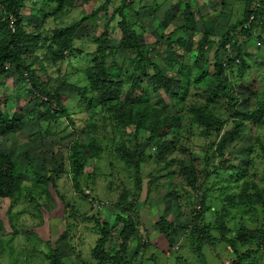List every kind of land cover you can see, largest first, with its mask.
I'll use <instances>...</instances> for the list:
<instances>
[{"label":"rangeland","instance_id":"374dc122","mask_svg":"<svg viewBox=\"0 0 264 264\" xmlns=\"http://www.w3.org/2000/svg\"><path fill=\"white\" fill-rule=\"evenodd\" d=\"M102 1H23L28 33L50 35L82 25L77 51L56 68L42 57L29 59L39 84L50 91L60 87L58 103L34 100L28 79L13 67L0 76V109L16 120L9 133L0 134V150L13 158L18 175L15 198L0 199V264H52L54 250L66 264H99L92 254L103 234L109 238L98 250L113 255L130 216L136 233L126 249L127 264H142L138 256L147 257L149 249L155 264H264V44L260 30L249 38L243 33L244 1L155 0L163 4L154 11L153 0H142L129 18L118 7L131 1L114 0L95 18H85ZM129 21L138 45L148 47L168 76L167 93L145 70L135 73L136 51L124 49L120 31ZM104 33L113 81L107 92L93 88L80 66ZM227 33H234L235 43L226 48L231 58L239 53L241 62L225 72L231 83H223L224 93L213 65L216 53L225 62L217 51ZM204 39L201 75L188 65ZM173 53L181 59H169ZM141 77L146 80L130 94L133 79ZM47 109L56 117L46 116ZM198 109L206 111L211 127ZM122 113L126 126L117 116ZM225 133L234 137L222 144ZM126 205L133 207L130 216L123 212ZM198 208L203 216L196 222ZM161 219L171 225L170 237L159 232ZM218 245L230 252L228 258Z\"/></svg>","mask_w":264,"mask_h":264},{"label":"trees","instance_id":"16d2710c","mask_svg":"<svg viewBox=\"0 0 264 264\" xmlns=\"http://www.w3.org/2000/svg\"><path fill=\"white\" fill-rule=\"evenodd\" d=\"M24 0H0L2 6H3V12L0 13V76L7 74L9 67H13L16 71L15 73L19 75V77H25V79H28V85L31 89V94L33 95V99L37 100L40 98L46 99L45 102H43L44 105H48L49 101L52 102H59L58 94L60 87L56 88L55 90H48L47 86L44 85V87L41 85L42 82L39 84L40 77L39 75H36V69L33 68V61L29 62V59H35L37 61H40V59H44L46 63H48L50 66H53L56 64V62L60 61L62 62L66 57H71L77 49H74V41L75 37L77 36L78 30L81 27L82 21H79L77 23H74L71 26L65 27V28H58L53 29L51 31L50 35L44 34L42 32L40 33H28L25 30V22L26 18L22 15L20 9L22 8ZM55 3L64 2L65 0H51ZM114 0H104L102 1L101 5H98L97 8L92 12L89 16H86L85 18H95L97 13L103 12L106 10L108 6H111ZM126 0H123V3ZM131 3L128 4H122L118 8L124 11H126L124 14L130 18V11L134 10L133 4H137L142 0H130ZM244 1V12H245V29L243 30V33L248 36H253V33L255 32L254 29L260 30L258 34L262 32L260 37V42H263L264 40V0H260L259 4L260 6L255 9L254 3L257 0H243ZM165 2V1H164ZM163 3H157L155 0H153V4L151 5L152 8L157 10ZM146 8H149L150 5L144 6ZM121 13V12H118ZM129 13V15H128ZM133 14V13H132ZM8 16H12L15 19L14 24V30H11L8 28ZM253 17L254 20L248 25L249 18ZM123 20V19H122ZM84 21V20H83ZM259 22L261 25H259L257 22ZM133 23H130V21L127 23V25L123 24V27L120 29L121 31V39L122 44L124 45L125 50L134 49L136 51V56L134 58V70L136 69L135 73H139L140 71L145 70L147 79L154 82L156 87L164 89L167 93V91L170 88V82H167L168 76L158 67L157 64L153 62L151 59V54L148 53V47L140 46L137 43V37L138 33L136 30L132 27ZM120 26H122L120 24ZM233 32V30L231 31ZM235 33V31H234ZM234 33H227L226 37H224L223 41L221 42V46L217 52H222L225 56V62H221L218 60L217 53L215 54L214 59V74H215V82L218 83V87L220 90H222L224 93H226L227 89L224 85L227 86L226 81L231 83L229 80V75H226V71L229 68L235 67L236 63H238L241 59V55L236 54L234 55L235 58H231V53L229 50L226 49V46L229 45V47H234ZM106 33L102 34L96 41L95 45L97 44L95 51L85 54V61L80 62L84 65L83 70L86 73L90 84L93 88L97 89V85H100L101 89L103 91L107 92L108 88L112 86L113 81L108 76V67L105 64V59L109 57V53L107 49H104L102 47V44L104 43L106 39ZM208 40V39H207ZM207 41L202 40L198 43L197 46V55L194 62H190L188 67L196 68L199 72L202 73V68L204 69L205 64V54H204V47ZM74 51V52H73ZM42 57V58H41ZM169 59H173L174 61L180 60L181 56L177 53L171 54ZM70 59V58H69ZM204 61V64H203ZM41 62V61H40ZM241 62V61H240ZM91 64V65H89ZM46 66V65H45ZM44 66V67H45ZM187 68H180L182 69V72H186L188 70ZM56 68V65H55ZM82 70V71H83ZM46 72V69H43V72ZM58 71V70H57ZM45 75L49 78H51V75L46 72ZM143 79L146 80L145 77L141 78H134L133 82L130 84V90L129 93L131 94L133 89L137 88V84L142 83ZM84 90V89H82ZM81 90V91H82ZM77 91L81 92L78 88ZM82 94V93H81ZM84 96V93L82 94ZM62 108V107H61ZM233 108V107H232ZM64 111V109H62ZM114 112L116 113V109H114ZM119 112V110H118ZM65 113V111L63 112ZM197 116L205 122L207 128L211 127V123L208 121L209 118L206 116V111H203L201 109H198L196 111ZM66 114V113H65ZM117 114V113H116ZM45 115L48 117L55 116L56 113L53 111H49L48 109L45 111ZM58 115V114H57ZM67 115V114H66ZM119 118L120 123L123 126H126V124L129 123L127 114L123 115H117ZM138 117L137 115H135ZM56 117V116H55ZM16 122L15 119L10 120L4 113H2L0 109V134L9 133L12 124ZM213 126V125H212ZM139 127V126H138ZM155 134V131L152 129L150 132V136L152 137ZM3 136V135H0ZM234 135H227L225 133L223 137L221 138L220 143H225L227 140L233 138ZM93 149V146H88L87 149ZM16 166L13 158L7 154H4L0 150V199H7V200H13L15 198L16 191L18 189L17 187V178L18 175L15 173ZM52 182V181H51ZM32 202L33 199L31 200ZM126 209H123L124 213H127L132 211L133 207L126 205ZM128 208V209H127ZM130 208V209H129ZM194 212L199 213L200 208L198 210L193 209ZM129 216L130 213H127ZM202 213L200 212L197 216V221L202 219ZM131 216L128 220L123 222L122 230L119 232L118 237L121 240V244H119L118 251H115V255H108L102 250H98L99 247H103L104 243L107 242L109 238V234L105 233L103 234L102 240L98 242L97 247L93 250V258L96 259V261L99 264H127L125 261V253L128 246V243L130 241V238L134 236L136 233V226H132ZM195 225V222L193 223ZM106 225H104L105 227ZM159 232L163 234L166 237H170L171 230L170 224L165 221L164 219L159 220V222L156 224ZM203 227H200L198 230L202 229ZM186 230V236L190 233V235L193 236V232L189 230L188 228H184ZM102 231V230H101ZM202 236L204 235L203 232L200 233ZM199 235V233H198ZM202 237H199V240ZM261 244L262 249H264V233L261 236ZM206 241H201V247L205 246ZM198 248L197 250H202ZM52 264H65L62 261V257L54 250L50 253ZM80 260V258H78ZM237 262V261H236ZM236 264H240L239 261Z\"/></svg>","mask_w":264,"mask_h":264},{"label":"crops","instance_id":"0c3cea01","mask_svg":"<svg viewBox=\"0 0 264 264\" xmlns=\"http://www.w3.org/2000/svg\"><path fill=\"white\" fill-rule=\"evenodd\" d=\"M219 247H222L221 245H218V247H217V249L216 250H218V248ZM39 250V252L41 253L42 251L40 250V249H38ZM148 251V250H147ZM219 251H222V256L224 257V258H228L229 256H230V252L229 251H227L226 250V247H222V248H219ZM149 254H148V256L146 257V254L143 256L142 254H140L138 257H139V259L142 261L141 263L142 264H145V263H147V262H151V263H153V264H155V257L153 256V254H151V252L152 251H150V249H149ZM218 252H214L213 253V255L214 254H217ZM179 261V263L180 264H183L182 263V260L180 261V260H178ZM216 261L218 262V259H217V257H216ZM64 262V261H63ZM7 264H9V263H7ZM66 264V263H65ZM174 264H177V262L176 263H174Z\"/></svg>","mask_w":264,"mask_h":264},{"label":"built area","instance_id":"2783aa9c","mask_svg":"<svg viewBox=\"0 0 264 264\" xmlns=\"http://www.w3.org/2000/svg\"><path fill=\"white\" fill-rule=\"evenodd\" d=\"M259 2H260V0H257L255 3H254V6L253 7H255V9L256 8H258L259 6H260V4H259ZM254 20V18L253 17H250L249 18V21H248V25H250V23L252 22ZM257 22V21H256ZM259 25H261L259 22H257ZM10 28H11V30H14V28H13V21H11V23H10ZM229 46L227 45V48H228ZM226 48V49H227ZM229 49V48H228ZM227 49V50H228ZM199 209V208H198Z\"/></svg>","mask_w":264,"mask_h":264},{"label":"clouds","instance_id":"9594fccd","mask_svg":"<svg viewBox=\"0 0 264 264\" xmlns=\"http://www.w3.org/2000/svg\"><path fill=\"white\" fill-rule=\"evenodd\" d=\"M7 18V21H8V28H10V23L11 21H13V28H14V24H15V19L12 17V16H8L6 17ZM11 29V28H10ZM46 100V99H45Z\"/></svg>","mask_w":264,"mask_h":264}]
</instances>
